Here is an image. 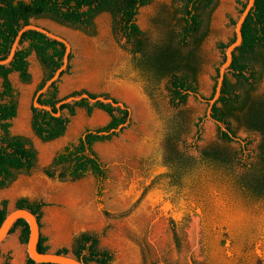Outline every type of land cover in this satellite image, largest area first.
I'll list each match as a JSON object with an SVG mask.
<instances>
[{"label": "rangeland", "instance_id": "374dc122", "mask_svg": "<svg viewBox=\"0 0 264 264\" xmlns=\"http://www.w3.org/2000/svg\"><path fill=\"white\" fill-rule=\"evenodd\" d=\"M240 1L246 0H214L212 8L201 10L207 35L197 51L195 82L206 99L213 94L225 57L226 50L218 43L227 44L234 37L231 19L240 15ZM182 5V0H151L139 8L137 24L143 32L144 53L172 42ZM32 23L71 43V69L58 82L61 98L83 90L109 94L129 106L131 121L112 139L94 145L108 170L100 204L97 180L91 173L79 179L60 178L64 167L54 161L86 129L107 125L111 116L99 108L92 113L78 108L63 136L43 141L32 127V105L48 71L32 53L30 80L24 81L18 72L10 75L17 102L11 132L30 140L37 159L32 170L17 171L0 189V204L6 200L10 211L22 198L45 202L41 233L52 252L65 248L74 255L76 238L87 232L97 234L99 249L113 255L109 264L120 263L123 246L129 264H264V199H247L240 188L262 181L264 168L257 157L261 135L247 127L242 113L228 121L239 138L248 140L246 167L238 164L240 143L222 140L218 126L206 118L205 101L190 95L180 107L171 105L167 79L150 80L137 66V56L115 31L109 12L95 18L94 34L48 18L32 19ZM253 66L256 79L238 91L248 90L252 99H264V65ZM228 80L238 84L232 72ZM212 151H218L223 161L215 164L208 158L206 153ZM70 189L83 211L90 208L86 211L91 218L67 216L62 196ZM17 253L21 264H29L22 226L0 243V264L7 259L15 264Z\"/></svg>", "mask_w": 264, "mask_h": 264}, {"label": "trees", "instance_id": "16d2710c", "mask_svg": "<svg viewBox=\"0 0 264 264\" xmlns=\"http://www.w3.org/2000/svg\"><path fill=\"white\" fill-rule=\"evenodd\" d=\"M150 2L151 0H0V59H5L9 55L19 30L32 23V19L48 18L61 25L94 34L95 18L100 13L109 12L114 18L115 31L125 38L126 45L137 56V66L150 80L158 82L167 79L166 89L170 95V103L174 108L185 104L190 95L204 97L199 93L195 82L199 64L197 51L207 35V31L203 29V13L199 10L205 11L212 8L214 0H182L181 17L178 19L179 30L176 35H173L172 42L156 52L147 54L144 53L143 32L137 24V14L140 7L146 6ZM240 4L242 5V12L247 5V0L245 2L240 1ZM231 22L236 24L234 19H231ZM242 35V44L235 49L231 65L235 72L234 75L238 79V84H231L226 74L221 96L213 106L212 116L223 121L229 128V123L226 121L230 117H237L239 113H242L247 124L262 133L259 145L261 154L259 156L260 163L263 164L264 168V102H251L252 99L248 90L238 91L244 83L251 85L252 80L256 79L254 73L248 72V63L251 58L259 57L264 51V0L255 1L253 9L242 26ZM234 41L235 35L227 44L218 43V47L226 50ZM26 42L28 45L24 47L23 44ZM65 50L66 47L62 42L51 39L39 31L28 30L22 35L19 48L11 63L0 65V189L7 186L15 178L17 171L32 170L37 159L36 150L30 140L22 135H13L11 132V121L17 115V102L10 75L13 72H18L24 81H29L31 74L28 57L35 53L48 71L46 79L38 87L39 90L62 66ZM72 57L71 53L68 67L62 76L70 72ZM59 81L54 82L39 98V102L51 106L53 112H58L56 104L69 96L88 93L93 98L98 96L111 98L109 94L97 95L86 90L74 92L61 98L59 96ZM214 93L215 88L211 97ZM112 98L115 102H122ZM124 104V107H120L101 101L91 103L89 99L84 98L63 104L59 116L32 105V127L43 141H52L63 136L71 117L76 114L78 108H84L88 113L99 108L111 116L107 125L86 129L79 141L68 144L54 161L56 166L64 167V171L59 175L60 178L79 179L91 173L97 180L96 197L100 204H102L105 191L104 182L108 178V170L94 149V145L97 142L112 139L131 121V109L126 103ZM245 109L246 111H244ZM202 121L203 118L197 123V127H199L196 134L197 139L200 138ZM123 124L126 125L117 130ZM220 132L222 138L231 140L227 132L222 131V129ZM206 156L215 164H218L219 160L223 161L218 151L206 153ZM48 175L54 176L51 171H48ZM261 179L264 181V169ZM44 206L46 203L43 201H30L27 198L18 200L16 204V208L29 209L36 214L41 226L42 208ZM8 212V202L3 200L0 204V226ZM17 226L23 227V240L27 243L29 238L27 222L24 219H19L11 232ZM46 241L47 238L41 234L38 243L40 252L48 251L49 247ZM98 244L97 234L82 233L75 240L74 255L86 264L93 262L109 264L113 260V255L107 250L99 249ZM56 252L68 254V250L65 248ZM3 264H10V262L7 259ZM29 264L37 263L29 258Z\"/></svg>", "mask_w": 264, "mask_h": 264}, {"label": "water", "instance_id": "95a60500", "mask_svg": "<svg viewBox=\"0 0 264 264\" xmlns=\"http://www.w3.org/2000/svg\"><path fill=\"white\" fill-rule=\"evenodd\" d=\"M256 0H247V5L244 8V10L240 13L236 20L235 24V41L232 42L226 49L225 54L226 58L223 64L221 65L219 72H218V79L216 82L215 87V93L213 97L209 99H205L201 95H197V97L202 100L208 102L207 111H206V118L214 121L217 123L223 130L228 131L231 136V132L228 130V128L219 120H216L212 116V109L215 103L218 101V99L221 96L222 87L224 84L226 72L229 69V67L232 64L233 61V55L234 51L237 47H239L242 44L243 41V35H242V26L253 9L255 5ZM28 30H36L41 33H44L47 37L57 40L59 42H62L65 47V54L63 58V64L62 66L54 73V75L49 78L44 86L36 91L34 98H33V106L44 109L47 111H50L53 115L59 116L61 114V107L65 103H70L74 101H79L81 99H89L91 103H96L98 101L104 102V103H111L113 106H120L124 107V102H115L113 98H106L103 96H98L96 98L90 97L88 93H82L81 95L77 96H69L67 98L62 99L60 102L56 104V107L58 109V112H53V108L49 105H44L39 102L40 96L45 93L49 87L56 81L60 80L62 77V73L67 69L69 64V56L72 52V46L71 43L64 37L57 35L50 31L49 29L30 23L25 26H23L12 45L11 51L9 55L5 59H0V65H9L11 61L14 59L15 54L19 48L20 41L22 38V35L28 31ZM192 94V93H191ZM126 124L120 125L117 130L122 129ZM235 138V136H233ZM236 139V138H235ZM19 219H24L27 222L28 228H29V238L27 242V252L30 259L35 261L38 264L42 263H54V264H86L82 259H78L75 255L70 254H58L57 252L47 251V252H40L38 250V243L41 237V225L40 221L36 214H34L31 210L25 209V208H13L10 210L3 221V223L0 226V243L3 242L7 236L11 233L12 228L14 227L15 223Z\"/></svg>", "mask_w": 264, "mask_h": 264}, {"label": "flooded vegetation", "instance_id": "af4514ba", "mask_svg": "<svg viewBox=\"0 0 264 264\" xmlns=\"http://www.w3.org/2000/svg\"><path fill=\"white\" fill-rule=\"evenodd\" d=\"M199 11H201V10H199ZM203 29L204 30H206V28H205V21H204V24H203ZM230 42V41H229ZM225 58H226V54H225V57H224V61H225ZM223 61V62H224ZM258 63H260V64H262V65H264V52H262L261 53V55L259 56V57H253V58H251V61H249V63H248V67H249V70H248V72L251 74V73H254L255 74V72L256 71H254L255 69H254V66L253 65H255V64H258ZM223 64V63H222ZM232 65V64H231ZM221 67V66H220ZM220 69V68H219ZM229 72H232L233 74L235 73L234 71H233V69L231 68V66L229 67V69L227 70V72H226V74H227V76H228V73ZM248 73V74H249ZM252 84V83H251ZM211 98V97H210ZM252 99V98H251ZM206 102V101H205ZM251 102H260V103H262V102H264V99H257V100H255V99H252L251 100ZM207 103V106H208V102H206ZM244 111H246V109L244 110ZM243 111V112H244ZM215 119V118H214ZM216 120H219V119H216ZM244 120V123L247 125V127L248 128H250L251 130H253V131H256V132H258V133H260V135H261V139H262V133L261 132H259V131H257V130H254L253 128H251L250 127V125H248L247 124V122H246V120L245 119H243ZM212 121V120H211ZM219 121H221V120H219ZM214 122V121H213ZM224 125H225V123L223 122V121H221ZM226 122H228L229 123V121L227 120ZM215 123V122H214ZM217 126H218V129H219V135H220V137H221V132H220V129H222L217 123H215ZM226 126V125H225ZM227 127V126H226ZM228 128V127H227ZM228 130L231 132V134L233 135V136H235V138H233V136H231L230 135V133L228 132V131H225V130H223L222 129V131H225V132H227L228 134H229V136H230V138H231V140H226V139H224V138H222V140H225V141H228V142H230V141H237V142H239L240 143V155H241V158H238V164L241 166V167H246V166H248V164H247V157L250 155V150L248 149V140L247 139H244V138H239L238 136H237V133H236V131L231 127V125H230V123H229V128H228ZM258 154H257V157L260 159V154H261V150H259L258 152H257ZM261 161V160H260ZM261 164V163H260ZM262 166H263V164H262ZM258 183L259 184H257L256 186H254V185H252L251 183L250 184H245V185H241V191L242 192H244L245 193V195H242L243 197H245V198H247V199H250V200H257V199H264V181H258ZM229 242V241H228ZM228 244V243H227Z\"/></svg>", "mask_w": 264, "mask_h": 264}, {"label": "bare ground", "instance_id": "6f19581e", "mask_svg": "<svg viewBox=\"0 0 264 264\" xmlns=\"http://www.w3.org/2000/svg\"><path fill=\"white\" fill-rule=\"evenodd\" d=\"M31 183H33V182H31ZM22 188H23L22 190L25 189L24 191H29V192L32 191V189L30 190L27 187H22ZM62 198L65 200L66 208L68 210L67 216L82 217V218H86V219H88V217L91 218L89 216L90 212L86 211V210H89L90 208L83 211V208L81 209V207H79L77 205V203H75V201L73 200L74 199V193H73V191H71V189L67 193H63ZM122 249H123V253H122L123 255L121 256V261L119 264H129V259H128V255H127L128 253L126 252V248L123 246ZM20 260H21V257L17 253L16 259H15V264H21Z\"/></svg>", "mask_w": 264, "mask_h": 264}]
</instances>
